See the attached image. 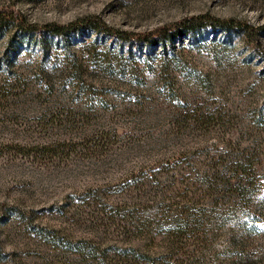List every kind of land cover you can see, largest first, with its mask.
<instances>
[{"label": "rangeland", "instance_id": "1", "mask_svg": "<svg viewBox=\"0 0 264 264\" xmlns=\"http://www.w3.org/2000/svg\"><path fill=\"white\" fill-rule=\"evenodd\" d=\"M0 8L39 26L99 16L132 33L202 14L264 27V0ZM262 31L260 46L208 31L132 60L105 45L96 59L89 44L45 61L23 51L13 76L0 72V264H136L118 255L129 247L163 264H264ZM237 159L255 185L234 205L203 171Z\"/></svg>", "mask_w": 264, "mask_h": 264}, {"label": "trees", "instance_id": "2", "mask_svg": "<svg viewBox=\"0 0 264 264\" xmlns=\"http://www.w3.org/2000/svg\"><path fill=\"white\" fill-rule=\"evenodd\" d=\"M262 29L264 27L256 28L245 21L217 19L204 14L185 18L172 27L148 33H132L112 28L99 16H87L63 25L52 22L39 26L23 21L22 17L12 9L0 8V42L7 39L3 55L0 57V72L13 76L11 69L18 64L23 51L35 52L45 61L50 58L52 49L58 50L65 47L70 53L74 47L80 49L89 44L92 47L89 50L96 59L99 58L96 57L99 54L97 53L99 46L105 45L110 50H115L121 58L132 60L137 56L150 58L157 48L163 51V54H168L173 50L175 42H183L185 39L192 42L202 38L208 31L218 32L228 41L238 38L245 43L251 42L253 45L257 42L260 46ZM255 49L261 55L260 57L264 58V54L258 48L255 47ZM245 160H249V157ZM245 160L232 161L224 167V170H221V167H213L206 172L205 168L203 175L206 187L207 181H210L212 191H215V187L221 186V189L227 191L231 200L228 202H233L234 205L239 204L242 199L249 197L246 189L255 185L253 174L248 173L244 167ZM245 205L249 207L248 204ZM250 211L251 207L242 209L240 213L250 214ZM238 240L241 245L245 243V240L241 238ZM239 242L231 240V244L235 246L240 245ZM118 255H123L125 259H132L136 261V264H163L157 263L152 255L142 253L140 249L133 247L120 250Z\"/></svg>", "mask_w": 264, "mask_h": 264}]
</instances>
